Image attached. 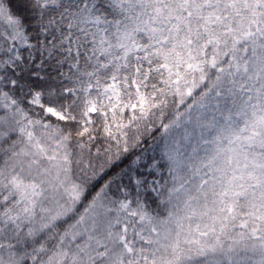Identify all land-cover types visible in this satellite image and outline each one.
<instances>
[{
  "label": "trees",
  "instance_id": "obj_1",
  "mask_svg": "<svg viewBox=\"0 0 264 264\" xmlns=\"http://www.w3.org/2000/svg\"><path fill=\"white\" fill-rule=\"evenodd\" d=\"M2 1L19 22L25 46L13 64L0 57V98L11 101L25 121L65 150L69 178L82 193L66 216L29 235L17 223L16 201L25 190L15 186L9 166L19 152L18 136L12 133L2 139L0 264H52L74 225L101 193L113 199L127 194L156 220L170 216L184 202L211 215L221 205H233L246 216L251 213L249 202H257L254 222L264 226V144L259 139L264 141V61L261 71L245 68L225 89L219 93L215 89L238 48L246 45L264 53V46L248 41L254 36L234 44L216 69L204 65L195 90L186 98H179L162 81L164 37L170 41L192 9L202 8L199 16L204 21L209 6L216 3L221 9L225 0H163L164 6L156 0ZM256 17L264 25V6ZM201 20L196 21L200 26ZM211 53L206 48V56ZM253 90L260 93L255 96ZM36 95L39 100L33 103ZM205 95H213L200 115L207 121L188 123L187 140L183 135L174 151L167 132ZM258 103L263 109L256 113ZM46 108L59 111L61 117L48 115ZM198 169L206 174L190 198L187 184L199 175ZM179 173L186 181L184 188L179 186ZM236 214L234 210L232 215ZM240 248L231 239L223 250L185 264L226 260V252Z\"/></svg>",
  "mask_w": 264,
  "mask_h": 264
},
{
  "label": "rangeland",
  "instance_id": "obj_2",
  "mask_svg": "<svg viewBox=\"0 0 264 264\" xmlns=\"http://www.w3.org/2000/svg\"><path fill=\"white\" fill-rule=\"evenodd\" d=\"M225 2L227 5L221 9L212 3L206 10L204 21L199 16L202 8L192 9L186 15L188 21L181 23L178 30L171 34H174L173 39L170 36L169 41L167 36L164 37L167 56L162 81L179 98L190 96L199 82L204 65L216 69L220 58L234 44H241L242 40L254 36L248 41H260L264 46V25L256 17V11L264 6L262 0ZM155 3L164 6L163 0H156ZM197 19L202 21L201 26L196 23ZM24 46L25 37L19 22L8 13L0 0V57L4 56L6 63L13 64ZM206 48H211L209 57L206 56ZM250 58L252 61L249 63ZM261 59L264 61V53L255 52L250 46L238 48L221 72L215 88L217 93L236 80V76L245 68L261 71ZM261 80H264L263 76ZM259 93L253 90L255 96ZM212 97L205 95L169 129L167 140L174 146V151H177L176 143L189 127H186L188 123L198 121L204 124L203 121H207L200 115H203ZM38 100L39 96L36 95L32 102L37 103ZM256 108V113L263 109L260 103ZM45 111L52 117H61L60 112L53 108H46ZM242 130L246 133L247 127ZM12 133L18 136L16 147L19 152L9 166L15 186L25 190L16 201L19 212L17 223L29 235H35L66 216L79 200L82 190L69 178L65 150L25 121L11 101L0 98V141ZM182 140L186 141L187 136L184 135ZM183 162L180 161L179 168ZM227 172L234 174L231 168H227ZM228 173L224 172L226 179ZM203 174L206 173L198 169L195 171L198 176L189 179L186 194L190 198L201 186ZM178 178L179 186L186 187L183 175L179 173ZM237 179L242 181L239 176ZM249 203L251 208L247 210L251 211L250 216L240 213L242 208L233 205H221L220 210L211 215L205 211L203 213L204 208L193 209V202H184L170 216L156 220L137 199L127 194L113 199L101 193L74 225L65 246L55 254L52 264H185L197 257L214 254L217 248L223 250L231 239H235L241 248L235 253L229 251L222 254L226 258L222 260L225 264H239L243 260V264H264V226L254 222L258 213L257 202ZM234 210L236 215H232ZM232 254L235 257L230 258ZM222 261L208 264H222Z\"/></svg>",
  "mask_w": 264,
  "mask_h": 264
}]
</instances>
